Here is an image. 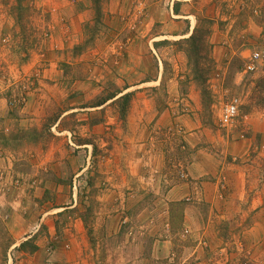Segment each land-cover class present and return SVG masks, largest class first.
<instances>
[{"label":"rangeland","instance_id":"374dc122","mask_svg":"<svg viewBox=\"0 0 264 264\" xmlns=\"http://www.w3.org/2000/svg\"><path fill=\"white\" fill-rule=\"evenodd\" d=\"M0 3V264H264V226L242 217L253 194L264 198V0ZM205 18L206 93L182 42ZM117 91L130 93L124 117L114 99L97 105ZM229 98L238 115L223 126ZM208 150L242 168L243 201L202 199L208 175L189 164ZM189 179L186 197L164 196ZM184 225L205 241L197 260ZM165 237L173 245L157 257Z\"/></svg>","mask_w":264,"mask_h":264},{"label":"crops","instance_id":"0c3cea01","mask_svg":"<svg viewBox=\"0 0 264 264\" xmlns=\"http://www.w3.org/2000/svg\"><path fill=\"white\" fill-rule=\"evenodd\" d=\"M0 6H3V4L0 3ZM4 16V15H3ZM7 16V15H6ZM5 21V20H4ZM4 21H2V23L0 24V31L3 29L4 27ZM234 142H237L239 144V148H240V154H244L247 153L251 147L252 144V139L251 138H243V139H238ZM232 145L234 144L233 142L231 143ZM222 153H231L233 154L234 151L230 150V152H227L225 150V152L221 151ZM224 155V157H223ZM225 158V154L218 155L213 153L211 150H208V157H204V159L202 160H193L191 161V163L189 164L190 166V170H189V175H191L192 173V177H195V174H199V175H208L206 176L203 180H200L199 183L201 184L203 190H200V192H202L201 196L202 199L206 202L210 204V207L216 208L218 205V202L221 201L223 203H228L231 200L229 199L230 197H235L237 198L240 202L244 200V198L246 197L247 194V190L245 188L246 185V176L244 171L242 170V168H238L234 165H232L231 162L228 161L226 168H224L225 166H223L222 164L226 163V159L224 161ZM206 161V163L202 164L204 167L203 171H198V165H200L199 162H204ZM208 162V164H207ZM208 171V172H207ZM224 181V183H221L222 180ZM190 180V179H189ZM161 181V180H160ZM235 184V186H233ZM196 187H194V182L192 180L190 181H186V180H182V181H177L176 183L172 184L171 187L166 191L165 193V197L170 200V201H176V200H180L184 197H186V195H188L190 193V191H194ZM221 188H224L222 191ZM235 190V191H234ZM232 192V194H231ZM234 192V193H233ZM263 192V191H262ZM254 193H258L259 192L257 190L254 191ZM234 194V196H232ZM255 194H253V197H251L250 202H249V210L248 211H244L243 212V216H247L248 213H251V211H254L252 218L254 219V225L252 228H257L259 226H264V198H262L261 196H254ZM221 199V200H219ZM237 200V201H238ZM221 213V212H220ZM220 217H225L224 213L220 214ZM190 218V217H189ZM184 222H186V219L184 220ZM78 226V222L76 221L75 223ZM170 231V229L168 230ZM208 231V232H207ZM193 230L190 228H187L186 225H184L181 228V236H187L188 234L191 236H196L195 240L196 243L194 245V251H197L194 260L199 259L200 257V253L199 251L202 248V244H205V241L203 239V237H199L202 236L201 233L199 232H194L193 234ZM206 235L210 234V227L208 226L207 229H204V232H202ZM158 244L156 247V256L158 257L159 254L161 257H165L162 255H168L166 252L167 250L169 251V249L172 247V240L165 237L164 239H159L157 240ZM81 251V249H80ZM155 254V251H154ZM51 263V262H50Z\"/></svg>","mask_w":264,"mask_h":264},{"label":"trees","instance_id":"16d2710c","mask_svg":"<svg viewBox=\"0 0 264 264\" xmlns=\"http://www.w3.org/2000/svg\"><path fill=\"white\" fill-rule=\"evenodd\" d=\"M174 12L178 13L177 8H174ZM212 24L213 20H211V18L200 19L193 27L192 32L188 36L182 38V42L185 44L184 53L187 58V64L190 69L192 79L204 93L207 92V75L214 63L210 55L213 47V44L210 42ZM75 48L82 49V46L78 45L74 47V49ZM243 59L245 65L248 59L245 57ZM258 82L261 85V90H264V84H261V82H264V77L258 80ZM121 92L122 91H117L115 93L109 94L97 105L103 104L108 99H114L113 102L120 104L122 108L121 116L124 117L127 104L130 100V93L127 92L124 94H120ZM24 243L25 242H22L21 245H23Z\"/></svg>","mask_w":264,"mask_h":264},{"label":"built area","instance_id":"2783aa9c","mask_svg":"<svg viewBox=\"0 0 264 264\" xmlns=\"http://www.w3.org/2000/svg\"><path fill=\"white\" fill-rule=\"evenodd\" d=\"M247 62L244 65V71H253L257 67V62L259 58V52L254 51L249 53L247 56ZM238 115V101L237 98H229L226 100L220 108L219 120L220 124L226 126L234 121Z\"/></svg>","mask_w":264,"mask_h":264}]
</instances>
